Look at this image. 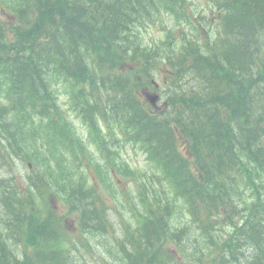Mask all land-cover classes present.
I'll return each instance as SVG.
<instances>
[{
  "label": "trees",
  "instance_id": "1",
  "mask_svg": "<svg viewBox=\"0 0 264 264\" xmlns=\"http://www.w3.org/2000/svg\"><path fill=\"white\" fill-rule=\"evenodd\" d=\"M211 1L220 13L218 24L203 32L192 27L193 32L189 36L183 34L178 43L174 42L172 33L169 32L158 44L160 46L147 49L141 46L139 36V26L145 22L154 23L160 20L161 14H166L175 23L183 20L192 24L189 15L182 9V0H0L1 7L16 16L19 22L16 40L0 46V90L6 88L7 94L11 88L7 84L15 86L6 95L11 106L0 107V134L4 133L7 141L11 140L9 143H13L14 147L8 153L9 156L31 161L38 167L45 156H48L46 167H49L51 158L56 160V143L63 138L64 126L51 117L52 114L59 115L49 87L51 76L60 77L63 73L72 84H92L95 77L92 70L111 75L116 68L117 58L121 57V52H126L123 47L138 42L132 54L133 61L140 64L135 70L113 78V83L121 86L123 95L112 89V96L117 93L120 103L130 97V103L136 104L138 100L134 90L140 76L145 77L146 64L153 65L156 55L161 51L172 55L167 58L168 61L173 57L177 58L176 55H180L181 48L186 43L185 55L192 59L191 64L186 67L179 62L169 63L174 77L192 78L196 75V80L202 85L193 93L183 92L180 103L171 99L172 105L181 107L180 114L188 123L185 133L191 137L194 135L190 125L196 123V116H203L205 121L218 128L217 111L224 105L238 112L242 111L243 114L247 113L250 116L247 125L249 126L251 119L253 124L250 132L252 135L244 130L246 134L242 142L227 148L230 149L227 154L231 162L224 164L226 168L218 167L223 165L219 163L203 170L209 174L211 182L206 180L207 184L201 189L199 201L206 202V205L209 202L217 213L231 206L229 214L225 215L232 222L225 221L233 232L242 226L250 228L252 232L263 229L264 153L261 151L264 147V84L260 85L263 80H259L264 78V0ZM201 36H215L216 40L204 51L195 40ZM202 51L203 54L206 53L205 56L201 54ZM186 56L184 59L187 60ZM220 61L226 64H219ZM55 72L60 73L54 74ZM204 76L211 79L209 84ZM223 78L230 80L222 83ZM113 101L114 96L109 102L115 106ZM83 112L91 120L103 112V107L98 103L90 106L83 104ZM5 114L14 115V120L24 124L23 128L11 131L6 120L4 121ZM166 126L167 123L162 125ZM152 129H147L151 137L162 136L160 130ZM226 131L230 132L228 129ZM201 132L199 123L198 133L201 135ZM93 134L97 140L102 139L99 133ZM254 135L257 136L252 138ZM252 140L255 142L252 143ZM202 141L208 142L204 137ZM214 143L217 148L223 145L220 141ZM196 148L199 149V145ZM236 152L245 156L244 161ZM0 161L7 165L10 158L3 161V157H0ZM236 165L241 166V169ZM253 165L257 166L256 171L245 175L241 172H247ZM233 168L238 170L232 171ZM165 174L170 176L167 167ZM250 187L255 188L258 196L250 192ZM87 215L83 211L80 213L82 226L79 232L85 238H91L92 229L102 226L99 225L102 222L99 218ZM248 233L245 231L246 235ZM81 234L77 237L80 242ZM53 239L51 247H48L51 237L43 240L41 255L34 261H41V257L43 264H77L76 261H81L79 250L75 246L69 247L72 251L63 249L64 236L55 235ZM242 243L250 246V253L242 257L245 261H250L248 264H256V261L264 264V240L252 242L251 238L241 237L240 246ZM253 246H260L256 258L251 253ZM96 249L101 256L113 255L108 247ZM245 256L249 258H244ZM6 261L7 264H29L25 259L14 256H8ZM190 262L201 264L199 258Z\"/></svg>",
  "mask_w": 264,
  "mask_h": 264
},
{
  "label": "rangeland",
  "instance_id": "2",
  "mask_svg": "<svg viewBox=\"0 0 264 264\" xmlns=\"http://www.w3.org/2000/svg\"><path fill=\"white\" fill-rule=\"evenodd\" d=\"M192 6H193V11L195 13H197V14H200V15L206 17L205 19L207 21L215 18V12H214V9H213L212 5L210 4L209 0H195V3L192 4ZM167 19L169 21V24L167 26H170L172 18L170 16H167ZM161 21L164 22V19H161ZM0 23H3L4 25L8 26L7 20H5L3 18L0 19ZM162 27L163 26H161V25L159 26L158 23H156L155 25L154 24L153 25H149L148 27H146L144 30L141 31V33H140L141 40L144 43H147L149 45H151L153 43H156L157 41H162L163 38H164V34L161 31ZM182 28L185 30L187 27L186 26H182ZM166 73H169V68L166 66L164 61L161 60V61H158V62H156L154 64V68L151 71V79H153L155 81V83L157 84V86H158L157 90L162 91L163 89H165L163 82L166 79ZM184 77L187 78L188 76H184ZM194 82H195V76H193L192 78L188 79L187 81L180 82V84H177L174 87V90H171L170 94L175 96L179 92H183V89L179 90L181 87H186L187 90H188L189 88L192 87ZM150 83L152 84L151 80H150ZM146 89L148 90L146 92L154 93V91L151 90L152 88H151L150 84L146 85ZM59 102L61 104H63L64 97H60L59 98ZM176 102L178 103L179 101H176ZM162 107H163L162 105L161 106L157 105V108H158L159 111L162 110ZM156 112L159 113L157 110H156ZM245 120H246V117H245ZM74 124H75V128H77V132L79 133V135H82V137L84 138L86 136L85 129H83V127L80 125L79 121H75ZM252 127H253V124H252V119H251L250 122H249V126L248 127L244 126V125H241V127L237 128V129H234L232 131V135L236 136V138H235V140L232 143H236V142L240 143V142H242V139H244V136H245L246 132L248 134H250ZM244 130L246 132H244ZM252 134L253 133H251L250 135H252ZM256 136L257 135H254V136H252V138H255ZM88 146L92 147V145H90L89 143H88ZM229 150L230 149H228L227 152L224 153V156H226L227 158H229V156L227 154L229 152ZM122 158L126 159V161L130 164L131 167H138L140 169H145L147 167V164L144 162V160H142L143 156L141 154L137 153V152L131 151L130 148H127L125 150V152H123ZM13 165L16 168V170H15L16 174L19 173L22 176L24 174H26L25 168L22 167V165L18 161H15V163ZM0 166H2L1 163H0ZM3 171H4V167L2 166L1 174H0L1 176L4 175Z\"/></svg>",
  "mask_w": 264,
  "mask_h": 264
},
{
  "label": "bare ground",
  "instance_id": "3",
  "mask_svg": "<svg viewBox=\"0 0 264 264\" xmlns=\"http://www.w3.org/2000/svg\"><path fill=\"white\" fill-rule=\"evenodd\" d=\"M147 49H149V46L148 47H146ZM258 49V48H257ZM107 52V51H106ZM255 52H256V50H255ZM253 54V53H252ZM253 56V55H252ZM258 64V63H257ZM195 71V70H194ZM237 78V77H236ZM34 86V85H33ZM219 86V85H218ZM34 88H35V86H34ZM28 89V88H27ZM37 89V88H36ZM40 89V88H39ZM41 90V89H40ZM188 93V92H187ZM30 95V94H29ZM39 95V94H38ZM30 96H33V95H30ZM33 97H35V96H33ZM205 100V99H204ZM218 104V103H217ZM215 107V106H214ZM212 110V109H211ZM204 112V111H203ZM206 112V111H205ZM212 113V112H211ZM207 114V113H206ZM11 141V140H10ZM9 141V142H10ZM12 145H13V143H12ZM8 149H9V152H12L13 151V149H14V147H12L11 145H9L8 146ZM22 152H23V150H22ZM45 162H46V160H45ZM0 163L2 164V166H4V171H3V173H4V175L2 176V178H4V179H7L8 178V172H7V170H6V168H5V165H4V163H2L1 161H0ZM14 262V261H13Z\"/></svg>",
  "mask_w": 264,
  "mask_h": 264
}]
</instances>
